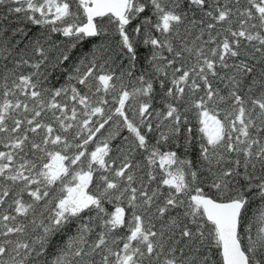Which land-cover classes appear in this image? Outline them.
I'll list each match as a JSON object with an SVG mask.
<instances>
[{
    "label": "snow or ice",
    "instance_id": "obj_1",
    "mask_svg": "<svg viewBox=\"0 0 264 264\" xmlns=\"http://www.w3.org/2000/svg\"><path fill=\"white\" fill-rule=\"evenodd\" d=\"M0 264H264V0H0Z\"/></svg>",
    "mask_w": 264,
    "mask_h": 264
},
{
    "label": "trees",
    "instance_id": "obj_2",
    "mask_svg": "<svg viewBox=\"0 0 264 264\" xmlns=\"http://www.w3.org/2000/svg\"><path fill=\"white\" fill-rule=\"evenodd\" d=\"M61 39H62V37H61ZM144 55H147V49H141V58H143ZM107 207L109 208V210H114L112 208V205H108Z\"/></svg>",
    "mask_w": 264,
    "mask_h": 264
}]
</instances>
